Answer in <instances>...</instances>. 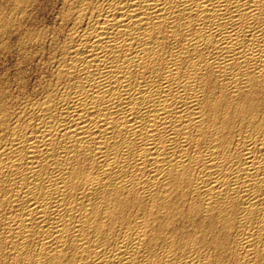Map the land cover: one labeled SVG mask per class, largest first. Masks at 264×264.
<instances>
[{"label": "bare ground", "instance_id": "obj_1", "mask_svg": "<svg viewBox=\"0 0 264 264\" xmlns=\"http://www.w3.org/2000/svg\"><path fill=\"white\" fill-rule=\"evenodd\" d=\"M0 264H264V0H0Z\"/></svg>", "mask_w": 264, "mask_h": 264}, {"label": "rangeland", "instance_id": "obj_2", "mask_svg": "<svg viewBox=\"0 0 264 264\" xmlns=\"http://www.w3.org/2000/svg\"><path fill=\"white\" fill-rule=\"evenodd\" d=\"M39 1H46V0H39ZM48 19H49V18H48ZM48 19H47V20H48Z\"/></svg>", "mask_w": 264, "mask_h": 264}]
</instances>
